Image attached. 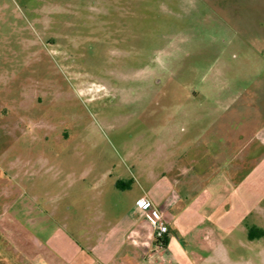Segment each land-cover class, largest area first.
<instances>
[{"label":"rangeland","instance_id":"rangeland-1","mask_svg":"<svg viewBox=\"0 0 264 264\" xmlns=\"http://www.w3.org/2000/svg\"><path fill=\"white\" fill-rule=\"evenodd\" d=\"M151 172L216 204L203 264H264V0H0V264Z\"/></svg>","mask_w":264,"mask_h":264},{"label":"crops","instance_id":"crops-1","mask_svg":"<svg viewBox=\"0 0 264 264\" xmlns=\"http://www.w3.org/2000/svg\"><path fill=\"white\" fill-rule=\"evenodd\" d=\"M234 133L224 129L220 137L231 143L235 135H243L242 130ZM217 135L219 136L216 132L215 136ZM185 136L186 132L182 133L181 137ZM182 155L183 158L186 156L185 150ZM196 160L199 159L195 158L187 168H195L198 163ZM153 175L152 172L149 174V182L147 180L146 183L144 180L140 184L138 180L132 181L128 190L139 184V191L133 195L132 202L124 210L120 209L119 201L106 203L103 192L101 195L104 199L98 205L101 210H97V213L89 212V204L80 209L76 207V214L66 216V230L69 234L66 242L60 240L49 243L48 248L46 247L49 253L38 255L34 264H203L205 258L197 251L204 248L208 252L207 257L210 255V237L214 229H201L199 226L204 223V217L211 219L214 214L212 208L216 204L210 197L209 202L206 200L200 206L190 201L183 202V198L174 191L175 183L166 182L162 186ZM85 181V178L81 179L82 184ZM95 184L102 185L99 182ZM1 196L5 202L14 199L10 192ZM141 198L148 199L168 225L169 233L164 246L156 244L144 212L136 205ZM56 210L53 211V218L58 216L59 212ZM80 215L82 220L86 219L85 223L78 219ZM73 216L78 218L72 222ZM19 254L18 252L17 255ZM18 261L22 264L23 258Z\"/></svg>","mask_w":264,"mask_h":264},{"label":"built area","instance_id":"built-area-1","mask_svg":"<svg viewBox=\"0 0 264 264\" xmlns=\"http://www.w3.org/2000/svg\"><path fill=\"white\" fill-rule=\"evenodd\" d=\"M136 205L144 212V218L152 229L154 240L163 241L169 233V228L162 214L146 198L139 199Z\"/></svg>","mask_w":264,"mask_h":264},{"label":"trees","instance_id":"trees-1","mask_svg":"<svg viewBox=\"0 0 264 264\" xmlns=\"http://www.w3.org/2000/svg\"><path fill=\"white\" fill-rule=\"evenodd\" d=\"M165 239L163 241H156V244L159 246H164L165 245Z\"/></svg>","mask_w":264,"mask_h":264}]
</instances>
